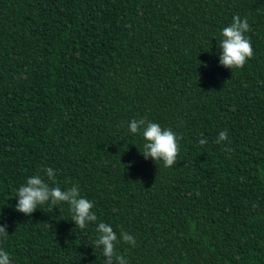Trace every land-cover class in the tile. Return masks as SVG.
I'll return each mask as SVG.
<instances>
[{
	"label": "trees",
	"instance_id": "trees-1",
	"mask_svg": "<svg viewBox=\"0 0 264 264\" xmlns=\"http://www.w3.org/2000/svg\"><path fill=\"white\" fill-rule=\"evenodd\" d=\"M236 15L254 55L229 70ZM141 118L182 137L175 165L140 154ZM49 167L96 222L15 210ZM0 217L11 264H104L99 222L127 264H264V0H0Z\"/></svg>",
	"mask_w": 264,
	"mask_h": 264
},
{
	"label": "clouds",
	"instance_id": "clouds-1",
	"mask_svg": "<svg viewBox=\"0 0 264 264\" xmlns=\"http://www.w3.org/2000/svg\"><path fill=\"white\" fill-rule=\"evenodd\" d=\"M250 31L247 18L241 19L238 15L233 17V22L223 28L219 41V64L229 70L240 69L247 60L254 55L251 41L245 36ZM131 134L142 135L145 143L143 150L139 151L145 160L151 159L155 163L163 162L165 168L177 163L181 136L177 135L171 128H162L158 123L147 121L144 118L133 119L128 124ZM228 139L227 132H220L217 143ZM207 141L200 139L199 144L204 145ZM229 143H231L229 141ZM225 151H231L225 148ZM45 176L35 174L29 177L25 185H21L16 191L17 204L15 210L25 216H31L38 208L48 204L55 209V206L66 203L74 213L72 222L84 230L92 222L97 221L96 214L92 211L94 203L81 196L79 186L62 190L56 185V176L52 168L44 170ZM2 218V217H0ZM98 238L95 241L97 247L103 246L102 254L106 258L104 264H127L124 256L118 254L117 245L121 242L135 247L136 241L127 232H115L111 225L99 222L96 226ZM9 233L7 225L0 224V239H6ZM0 264H11L10 255L0 250Z\"/></svg>",
	"mask_w": 264,
	"mask_h": 264
}]
</instances>
